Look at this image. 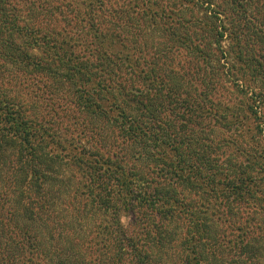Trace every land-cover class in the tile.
Returning a JSON list of instances; mask_svg holds the SVG:
<instances>
[{"label": "trees", "instance_id": "trees-1", "mask_svg": "<svg viewBox=\"0 0 264 264\" xmlns=\"http://www.w3.org/2000/svg\"><path fill=\"white\" fill-rule=\"evenodd\" d=\"M0 264H264V0H0Z\"/></svg>", "mask_w": 264, "mask_h": 264}]
</instances>
